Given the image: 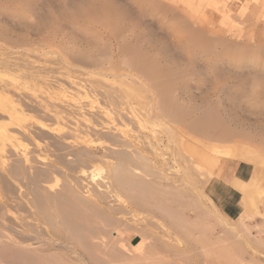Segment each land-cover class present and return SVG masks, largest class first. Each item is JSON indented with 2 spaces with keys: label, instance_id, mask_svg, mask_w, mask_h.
<instances>
[{
  "label": "bare ground",
  "instance_id": "bare-ground-1",
  "mask_svg": "<svg viewBox=\"0 0 264 264\" xmlns=\"http://www.w3.org/2000/svg\"><path fill=\"white\" fill-rule=\"evenodd\" d=\"M11 37L0 30L1 39ZM2 57L0 71L20 74L21 80L40 77L49 100L44 97L45 104L28 102L11 79L0 80V264H148L158 248L184 257L187 252L179 245L188 241L198 245L203 256L214 253L220 264L260 263L254 248L245 250L230 240L238 231L248 236L247 243L264 246L260 237L264 230H257L255 238L249 240L244 215L234 221L188 190L187 178L197 166L195 157L186 154V144L177 131L204 141L206 151L196 156L202 163L216 162L217 156L233 160L213 175L225 176L230 169L225 181L241 189L244 209L252 189L248 183L234 179L233 171L240 162L259 166L255 150L212 148L214 142L228 143L229 137L224 138L214 129L207 112L191 119L180 112L178 108L191 106V101L176 96L173 88L159 89L150 114L178 129L167 130L163 136H129L124 128L132 118L114 123L113 117L120 114L116 108L130 98L129 94L112 90L109 96L104 93L117 104L112 106L116 107L113 113L103 110L106 102H96L92 81L87 88L77 78L66 75L65 86L61 84L63 87L54 92L48 69L35 70L29 63ZM92 61L97 64L96 59ZM200 99L207 104L205 98ZM93 102L104 105V112L99 108L103 113L98 115L111 120L109 127L89 122L90 127L81 129L73 121ZM195 107L201 106L196 103ZM160 147L169 149V153H161V159H157ZM98 167L103 174L94 179L95 174L89 175L93 172L88 170ZM259 175L256 167L251 183ZM86 178L88 182L83 183ZM136 238L140 240L134 244Z\"/></svg>",
  "mask_w": 264,
  "mask_h": 264
},
{
  "label": "rangeland",
  "instance_id": "rangeland-1",
  "mask_svg": "<svg viewBox=\"0 0 264 264\" xmlns=\"http://www.w3.org/2000/svg\"><path fill=\"white\" fill-rule=\"evenodd\" d=\"M0 30L12 36L11 40L0 38V58L29 63L35 70H49L54 90L65 86L63 76L75 77L87 88L92 85L96 102L107 103L85 106L86 113H81L84 117L73 120L81 129L90 127L89 122L92 126L101 122L103 127L111 125L110 119L98 115L109 109L115 113V103L107 98L111 90L130 96L116 108L120 114L113 115L114 123L132 118L124 128L129 136H163L167 130L178 129L150 114L159 89L173 88L176 96L189 99L191 106L178 110L190 119L207 112L214 129L229 137L228 143L214 142L212 148L224 151L248 147L260 158L259 166L246 163L252 173L258 167L260 175L256 182H248L252 191L242 215L250 230L249 240L255 238L257 230H264V0H0ZM15 41L17 45L11 44ZM92 58L97 60L96 65ZM99 67L103 71H98ZM10 79L28 102L47 103L40 77L21 80L20 74L0 71V80ZM196 103L201 107H195ZM94 106L104 107L97 111ZM177 132L186 144V154L195 157L197 166L187 178L188 190L220 212L204 188L209 180L218 178L213 175L215 170L226 168L233 160L217 156L216 162L206 165L196 157L206 151L204 141L190 139L186 131ZM161 153L167 154L169 149L160 147L157 159H161ZM96 169L90 168L93 173L89 175L99 179L103 172L100 167ZM87 182L86 178L83 183ZM235 236L230 241L240 243L245 250L254 248L259 264H264V246L247 243L248 236L238 231ZM260 237L264 240V233ZM139 240L136 238L134 244ZM179 247L187 252L184 257L158 248L152 259H161L159 264H220L214 253L203 256L193 241Z\"/></svg>",
  "mask_w": 264,
  "mask_h": 264
},
{
  "label": "crops",
  "instance_id": "crops-1",
  "mask_svg": "<svg viewBox=\"0 0 264 264\" xmlns=\"http://www.w3.org/2000/svg\"><path fill=\"white\" fill-rule=\"evenodd\" d=\"M229 170L225 176L229 174ZM225 176L209 180L205 185L204 193L220 212L230 219H237L244 213L243 194L241 189L226 182ZM233 177L243 183H248L252 177V169L246 163H239L233 171Z\"/></svg>",
  "mask_w": 264,
  "mask_h": 264
}]
</instances>
